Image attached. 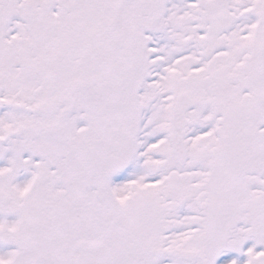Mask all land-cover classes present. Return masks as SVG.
<instances>
[{
	"label": "snow or ice",
	"instance_id": "1",
	"mask_svg": "<svg viewBox=\"0 0 264 264\" xmlns=\"http://www.w3.org/2000/svg\"><path fill=\"white\" fill-rule=\"evenodd\" d=\"M0 264H264V0H0Z\"/></svg>",
	"mask_w": 264,
	"mask_h": 264
}]
</instances>
